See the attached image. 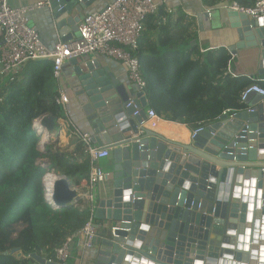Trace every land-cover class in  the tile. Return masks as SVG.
Here are the masks:
<instances>
[{
  "label": "water",
  "instance_id": "1",
  "mask_svg": "<svg viewBox=\"0 0 264 264\" xmlns=\"http://www.w3.org/2000/svg\"><path fill=\"white\" fill-rule=\"evenodd\" d=\"M57 1L76 15L73 7L79 11L93 0H51ZM213 18L216 25L226 19L234 30L231 54L258 49V73L264 75V17L213 8L199 14V28L208 29ZM68 24L77 35L74 21ZM70 61L75 74L69 88L87 117L91 142L112 146L109 185L94 212L107 221L108 235L94 236L93 264H264V98L251 93L252 111L232 118L223 113L177 142L141 125L147 100L135 84L137 98L125 107L130 98L124 84L98 59ZM134 105L140 108L136 115ZM56 124L44 114L33 127L49 136L59 132ZM51 189L54 208L80 200L65 177L55 175Z\"/></svg>",
  "mask_w": 264,
  "mask_h": 264
},
{
  "label": "trees",
  "instance_id": "2",
  "mask_svg": "<svg viewBox=\"0 0 264 264\" xmlns=\"http://www.w3.org/2000/svg\"><path fill=\"white\" fill-rule=\"evenodd\" d=\"M231 1L251 5L255 0H202L209 8ZM170 27L160 25L157 46H163L162 51L139 53L145 98L159 116L198 128L224 111L246 109L242 92L253 84L264 86V81L226 73L233 61L226 48L200 52L191 32ZM23 66L0 81V264H36L33 253L52 258L54 249L90 214V208H54L45 198L46 173L79 185L88 177L89 156L81 143L77 155L51 145L38 148L34 120L44 114L58 118L62 106L56 102L52 61L29 60Z\"/></svg>",
  "mask_w": 264,
  "mask_h": 264
},
{
  "label": "built area",
  "instance_id": "3",
  "mask_svg": "<svg viewBox=\"0 0 264 264\" xmlns=\"http://www.w3.org/2000/svg\"><path fill=\"white\" fill-rule=\"evenodd\" d=\"M48 5H50L49 0L18 6L10 5L8 0H0V75L7 76L17 73L29 60L49 59L52 61L53 78L59 85L62 65L65 61L82 56L100 55L120 61L126 69L128 79L138 87L142 96H145L146 80L141 72L139 43L145 19L148 15L157 12L159 7L157 2L153 0H112L101 10L86 14L78 24L75 37L59 40L52 48H48L41 42L37 30L30 25L28 18L30 11ZM221 8H230L253 19L264 17V0H255L251 5L231 1ZM233 56H236V53L232 54ZM251 93L264 98V86L259 84L249 86L242 92L241 100H248ZM56 102L61 106L68 102V96L62 88L58 90ZM133 104V100L130 99L125 107ZM134 108L133 115H136L140 108L136 105ZM246 110L252 111L253 109L248 106ZM236 112L228 110L223 113H227L232 118ZM145 114L144 122H149L151 128H156L164 122L153 108H146ZM37 123L38 120L34 122V125ZM202 128L192 130L190 137ZM71 132L89 156L90 167L87 180L93 189L94 186L106 182L111 176V173L103 170L97 162L110 155L112 146L93 144L91 135L81 132L76 127H73ZM44 187L45 198L49 201L51 194H48L45 185ZM92 196V194L87 195L91 199ZM93 214L94 211L91 209L84 225L56 247L53 257L46 261L68 264L73 238L76 235L82 237L83 247H91L96 235Z\"/></svg>",
  "mask_w": 264,
  "mask_h": 264
},
{
  "label": "crops",
  "instance_id": "4",
  "mask_svg": "<svg viewBox=\"0 0 264 264\" xmlns=\"http://www.w3.org/2000/svg\"><path fill=\"white\" fill-rule=\"evenodd\" d=\"M40 0H8L12 6H18L28 3H35ZM50 5L40 9L32 10L28 13L29 23L38 32L41 42L48 48H52L53 45L59 40H67L75 37V33L71 30V26L68 24V20L71 19L77 25L81 22L86 14L101 10L107 3L112 0H93L88 6L81 10H77L73 7L72 10L76 13L73 15L71 10L65 9L66 3L56 2L54 5L51 0ZM159 4L157 12L150 14L144 23V29L140 38L139 53L144 54L147 51L153 52L158 48L163 50V46H157V41L160 35V25L168 23L174 31L180 29H187V32H191L196 39V43L199 46V51L216 49L219 47L228 48L237 39L235 32L229 27L226 19H222L220 25H216V19H211L210 27L199 28V14L208 9L220 11L222 14L225 8H221L227 3L219 4L215 7H207L202 0H153ZM175 48V44L173 45ZM141 49V50H140ZM228 50V49H227ZM82 57L77 58L80 60ZM90 59H98L100 63L106 67L109 72L113 74L115 79L120 80L124 84L126 93L131 100L137 98V92L133 90V83L128 79L126 69L123 64L114 59L100 55H90ZM24 67V66H23ZM226 73L233 76L238 74H245L264 81V75L258 73V49L257 48H243L237 50L236 56H233V61L229 63V67L226 69ZM74 67L70 60L65 61L62 65V72L59 85L53 78V84L56 89V96L58 90L62 88L68 96V102L62 105V115L57 118L56 129L59 132L53 131L48 135L40 136L41 148L46 145H51L53 150H65L73 155L79 153L78 143H80L72 134V128L76 127L81 132H87L92 135V130L88 124L87 117L81 109L76 99L73 97L69 84L74 77ZM5 75H0V81L4 80ZM115 100V99H114ZM118 101V98H116ZM152 104V103H151ZM149 104L147 101L146 108H155L154 104ZM119 106L122 105L119 102ZM145 108V109H146ZM42 116V115H41ZM39 116L34 120L37 121L41 118ZM163 119V118H162ZM218 119V118H217ZM163 125H159L156 128H151L149 122H142L141 125L154 131L170 140L177 142H186L190 138L191 131L196 128H191L186 124L169 121L163 119ZM33 122V125H34ZM167 122V123H166ZM48 136V139L47 137ZM112 152V150H111ZM42 161L48 163V159L44 158ZM97 164L106 172L111 171L112 157L111 153L105 158L98 160ZM53 173V172H52ZM54 174V173H53ZM63 177V176H61ZM109 181L96 185L91 188L87 178L80 181L79 185H71L80 196V200L75 205L79 209L90 208L95 212V204L99 198H101V191L108 187ZM92 194V199L87 195ZM94 216V214H93ZM96 234L102 237L108 235L107 221L100 220L94 217ZM98 250L93 246L83 247V239L81 236L76 235L73 238L71 255L68 259V264H93L94 258L97 256Z\"/></svg>",
  "mask_w": 264,
  "mask_h": 264
},
{
  "label": "bare ground",
  "instance_id": "5",
  "mask_svg": "<svg viewBox=\"0 0 264 264\" xmlns=\"http://www.w3.org/2000/svg\"><path fill=\"white\" fill-rule=\"evenodd\" d=\"M163 124L164 123H162L161 125H163ZM54 179H55V174H53V173L47 174L45 179H44V183H45V186H46V189H47L49 195L51 194V191H52L51 187H52V183H53Z\"/></svg>",
  "mask_w": 264,
  "mask_h": 264
},
{
  "label": "rangeland",
  "instance_id": "6",
  "mask_svg": "<svg viewBox=\"0 0 264 264\" xmlns=\"http://www.w3.org/2000/svg\"><path fill=\"white\" fill-rule=\"evenodd\" d=\"M34 128V127H33ZM40 142H41V138H40V140H39V142H38V148L40 149V150H43V147L41 148V145H40ZM49 173H52V171L51 172H49ZM55 174V173H54ZM57 177H59L57 174H55Z\"/></svg>",
  "mask_w": 264,
  "mask_h": 264
}]
</instances>
